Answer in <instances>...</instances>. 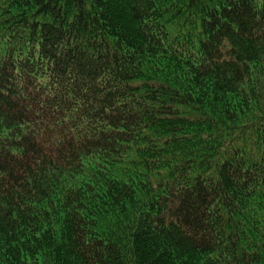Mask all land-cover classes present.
Here are the masks:
<instances>
[{
  "label": "trees",
  "instance_id": "obj_1",
  "mask_svg": "<svg viewBox=\"0 0 264 264\" xmlns=\"http://www.w3.org/2000/svg\"><path fill=\"white\" fill-rule=\"evenodd\" d=\"M0 264H264V0H0Z\"/></svg>",
  "mask_w": 264,
  "mask_h": 264
}]
</instances>
